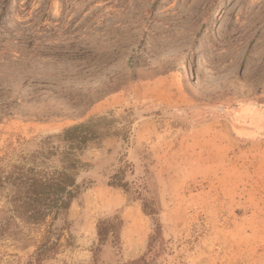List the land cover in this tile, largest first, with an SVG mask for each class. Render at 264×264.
<instances>
[{"label":"rangeland","instance_id":"374dc122","mask_svg":"<svg viewBox=\"0 0 264 264\" xmlns=\"http://www.w3.org/2000/svg\"><path fill=\"white\" fill-rule=\"evenodd\" d=\"M75 126L68 208L0 264H264V0H0V171Z\"/></svg>","mask_w":264,"mask_h":264},{"label":"trees","instance_id":"16d2710c","mask_svg":"<svg viewBox=\"0 0 264 264\" xmlns=\"http://www.w3.org/2000/svg\"><path fill=\"white\" fill-rule=\"evenodd\" d=\"M83 138L80 126L64 131L65 148L61 151L63 165L60 169L14 165L10 171H0V190H7L4 196L10 212L5 220H1L0 234H6L15 220L14 233L39 228L68 208L76 187L74 170L78 160L74 151L81 148ZM110 227L101 222L99 234L103 235ZM50 232L47 228L43 234L38 256L46 255L56 247V243L48 244Z\"/></svg>","mask_w":264,"mask_h":264},{"label":"bare ground","instance_id":"6f19581e","mask_svg":"<svg viewBox=\"0 0 264 264\" xmlns=\"http://www.w3.org/2000/svg\"><path fill=\"white\" fill-rule=\"evenodd\" d=\"M186 75L188 79H191L194 82H198V79L193 72V67L191 63L186 67Z\"/></svg>","mask_w":264,"mask_h":264}]
</instances>
